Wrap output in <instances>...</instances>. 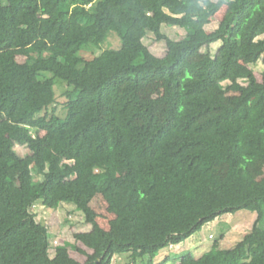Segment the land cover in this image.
Wrapping results in <instances>:
<instances>
[{"label":"trees","instance_id":"trees-1","mask_svg":"<svg viewBox=\"0 0 264 264\" xmlns=\"http://www.w3.org/2000/svg\"><path fill=\"white\" fill-rule=\"evenodd\" d=\"M224 6L207 34L175 40L162 30L203 28ZM148 33L165 43L163 56ZM111 34L119 47L81 56ZM262 35L264 0H0V264H113L118 255L167 264L171 256L156 262L163 249L242 209L257 219L234 247L223 249L222 235L174 264H264V177L250 169L264 160V78L250 67L264 55ZM56 78L72 88L64 115ZM226 91L239 94L225 102ZM97 193L116 215L110 229L91 206ZM51 198L92 225L53 256L34 211Z\"/></svg>","mask_w":264,"mask_h":264},{"label":"rangeland","instance_id":"rangeland-1","mask_svg":"<svg viewBox=\"0 0 264 264\" xmlns=\"http://www.w3.org/2000/svg\"><path fill=\"white\" fill-rule=\"evenodd\" d=\"M226 10L227 6H224L212 18L211 23L203 28H183L164 24L162 30L175 40L193 39L194 35H204L217 28L221 23ZM111 35L106 43L102 45V47H96L93 44L85 45L81 51V56L92 58L100 54L103 49L109 47H119L121 44L120 39L114 34ZM261 38H264V35H262ZM144 41L151 51L156 55L163 56L165 54V43L158 41L153 33H148ZM221 45L222 41H217L212 45V55H215ZM25 58L26 57L24 56H19V60H24ZM250 67L255 72L257 78L262 81L264 78V55L260 58L259 62L250 64ZM48 76L51 75L48 73ZM241 81L243 82V80ZM224 83L227 84L230 82L226 81ZM68 85L69 84L66 81H63L60 78L55 79V90L57 93L56 105L61 115H64L66 112L65 106L67 103V98L65 96V92L72 89ZM238 94L239 92L237 91H226L221 92L220 96L223 101L230 102ZM213 114L214 113H211L206 117L200 118L193 123V126L204 121L207 117ZM213 126L214 124L210 123L205 129L211 130ZM40 134L45 135V131H40ZM16 148L19 154L22 156L28 155L30 152L29 148L24 145H17ZM44 148L46 150L50 149L47 144H44ZM225 169V165H219L217 167V170L221 173H224ZM250 169L256 179L263 178L264 160L256 161L250 166ZM124 172V169H120L118 174H123ZM91 206L98 214L97 220L99 224L105 229H110L111 221L116 217V215L111 211L109 204L104 199L102 194H95L91 201ZM34 211L37 213V220L46 224L52 233V256L55 253L57 245H63L66 242H75V233L92 230V225L86 221L83 212L78 210L73 203L59 202L56 198L41 200L34 207ZM256 219L257 213L246 209L239 210L236 213H224L214 221L206 224L202 231L194 234L187 241L177 245H170L169 247L163 249L160 252V255L156 258V262L158 263L164 258L171 256L167 264H174L178 262L181 256L189 250L194 252L197 257H200L205 252L209 251L212 248L215 239H219L222 235H224V238L221 241V247L223 249L232 248L237 244V242L242 240L247 232L252 230ZM72 255L75 258L82 260L84 259L83 255H79L75 251H72ZM127 260V255H118L115 257L113 264H126Z\"/></svg>","mask_w":264,"mask_h":264},{"label":"crops","instance_id":"crops-1","mask_svg":"<svg viewBox=\"0 0 264 264\" xmlns=\"http://www.w3.org/2000/svg\"><path fill=\"white\" fill-rule=\"evenodd\" d=\"M212 234V233H211ZM206 236V235H205Z\"/></svg>","mask_w":264,"mask_h":264}]
</instances>
